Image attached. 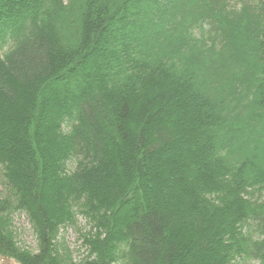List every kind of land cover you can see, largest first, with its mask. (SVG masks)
Wrapping results in <instances>:
<instances>
[{"label": "trees", "instance_id": "trees-1", "mask_svg": "<svg viewBox=\"0 0 264 264\" xmlns=\"http://www.w3.org/2000/svg\"><path fill=\"white\" fill-rule=\"evenodd\" d=\"M0 176L19 264H264V0H0Z\"/></svg>", "mask_w": 264, "mask_h": 264}, {"label": "rangeland", "instance_id": "rangeland-1", "mask_svg": "<svg viewBox=\"0 0 264 264\" xmlns=\"http://www.w3.org/2000/svg\"><path fill=\"white\" fill-rule=\"evenodd\" d=\"M66 1V0H63ZM234 1V0H231ZM73 161H69L67 166L69 169L73 167ZM4 183L2 176H0V193H7L4 191ZM13 219V229L16 233L17 243L30 250H35L36 238L31 229V225L28 222L25 214L22 212H15L12 215ZM86 224L84 219L80 216L76 217L74 225H69L60 228L58 238L61 240V247H66L73 258V261L77 264L78 260L85 254V247L82 244V239L80 233L83 232ZM242 264H252L251 262H242ZM254 264H256L254 262Z\"/></svg>", "mask_w": 264, "mask_h": 264}, {"label": "water", "instance_id": "water-1", "mask_svg": "<svg viewBox=\"0 0 264 264\" xmlns=\"http://www.w3.org/2000/svg\"><path fill=\"white\" fill-rule=\"evenodd\" d=\"M12 260L0 254V262L2 264H10Z\"/></svg>", "mask_w": 264, "mask_h": 264}]
</instances>
